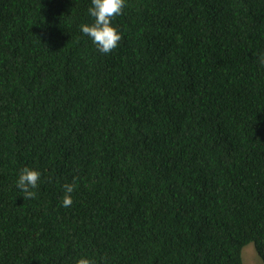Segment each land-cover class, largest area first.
<instances>
[{"label": "trees", "instance_id": "16d2710c", "mask_svg": "<svg viewBox=\"0 0 264 264\" xmlns=\"http://www.w3.org/2000/svg\"><path fill=\"white\" fill-rule=\"evenodd\" d=\"M91 6L0 0V264H264V0Z\"/></svg>", "mask_w": 264, "mask_h": 264}, {"label": "clouds", "instance_id": "9594fccd", "mask_svg": "<svg viewBox=\"0 0 264 264\" xmlns=\"http://www.w3.org/2000/svg\"><path fill=\"white\" fill-rule=\"evenodd\" d=\"M91 5L88 8V13L94 22L90 25H80V30L100 53L108 54L118 46L122 39L121 34L112 26V20L122 14L125 0H91ZM261 63H264V60H261ZM39 180L40 173L38 171L27 167L21 170L16 187L23 192L24 199L35 198L34 189L37 188ZM63 188L62 206L70 207L73 203L72 193L75 189V181L72 184H64ZM76 264H95V261L82 257Z\"/></svg>", "mask_w": 264, "mask_h": 264}, {"label": "rangeland", "instance_id": "374dc122", "mask_svg": "<svg viewBox=\"0 0 264 264\" xmlns=\"http://www.w3.org/2000/svg\"><path fill=\"white\" fill-rule=\"evenodd\" d=\"M241 261L242 264H263L252 243L242 248Z\"/></svg>", "mask_w": 264, "mask_h": 264}]
</instances>
